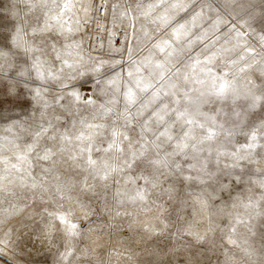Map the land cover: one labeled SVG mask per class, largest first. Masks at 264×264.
Segmentation results:
<instances>
[{"label": "snow or ice", "instance_id": "snow-or-ice-1", "mask_svg": "<svg viewBox=\"0 0 264 264\" xmlns=\"http://www.w3.org/2000/svg\"><path fill=\"white\" fill-rule=\"evenodd\" d=\"M232 2L225 0L226 4ZM38 3L48 9L42 22L38 20L28 32L17 26L14 34H0V61L23 53V65L17 63L16 73L36 105L30 120H16L5 129L9 136L0 138V193L15 195L12 187L18 185L32 190L41 200L55 197L72 202L67 208L60 204L53 211L44 209L50 217L45 226L49 235L58 225L63 226L67 243L60 261L68 264L76 255L72 239L81 235L77 220H87L96 212L79 196L71 195L73 191L91 193L102 200L103 209L115 219L131 214L125 209L112 216L107 195L113 185H117L112 197L117 207L126 201L139 202L140 210L148 212L151 190L160 187V177L167 174L168 179H174L164 192L169 200L179 201L178 215L189 201L178 197L177 182L200 186L191 206L194 212L203 214L208 226L203 231L192 225L183 229V234L192 237L187 264H204L199 259L204 252L198 246L215 247L212 237L219 224L214 217L225 215L232 221L227 243L240 248L251 264H257L251 260L257 250L247 234L254 235L252 221L264 216V192L257 198L249 188L245 199L237 196L231 207H242L241 213L226 211L225 207L210 211L215 197L206 191L211 188L213 193H230L233 184L242 182L264 189V151L255 152L257 148L264 150V115L254 112L264 107V35L253 44L242 30L250 26L254 15L233 24L210 3H202L197 9L195 0H151L146 5L137 0L118 13L116 9L121 5L113 4V23L117 19L128 22L127 42L123 48H113L109 59H97L86 57L83 40L75 39L84 26L80 20L74 24L65 20L75 8L73 0H30L29 7ZM189 9L190 19L172 26L176 13ZM205 9L216 16L208 28L194 33L205 17ZM141 20L146 23L137 28ZM148 24L155 28L149 30ZM218 32L220 35H216ZM28 35L31 41L26 39ZM145 49L146 54H142ZM115 55L120 58L115 59ZM105 65L112 69L120 65L121 71L105 76ZM89 84L91 93L82 96L78 88ZM8 95L16 106H22L16 87L10 88ZM241 97L250 100L243 111L236 107ZM229 99L232 107L226 109L223 102ZM216 102L221 106L213 112L203 110ZM3 103L0 101V106ZM238 135L246 137V142H236ZM228 145H232L231 150ZM96 153L102 155L97 157ZM222 159L227 162L221 167ZM213 162L215 169L210 167ZM34 165L44 174L40 179L33 175ZM249 165L255 166L256 179ZM65 166V172H61ZM138 168L140 172L133 176L131 173ZM137 180H142L144 186L129 189L128 185H136ZM12 207L19 211L15 205ZM161 209L159 222L143 224L144 232H167L170 225L164 214L168 210L163 205ZM134 223L138 219L129 227ZM240 227L247 234L239 233ZM95 231L89 228L90 233ZM225 255V264H236L234 256Z\"/></svg>", "mask_w": 264, "mask_h": 264}, {"label": "rangeland", "instance_id": "rangeland-1", "mask_svg": "<svg viewBox=\"0 0 264 264\" xmlns=\"http://www.w3.org/2000/svg\"><path fill=\"white\" fill-rule=\"evenodd\" d=\"M137 0H73L75 8L72 12H69L65 16V20H68L70 24H74L76 19H79L81 24L84 25L79 33L75 34V39L83 40V48L85 50V56L91 55L93 58H104L109 59L113 48H123L126 44L125 30L128 27L127 20L121 22L119 19L113 23V4L121 5L120 9H116L118 13L123 8L134 5ZM143 4H148L151 0H139ZM210 0H195L197 9L202 3H209ZM218 8V5H213ZM103 9L102 13L99 12ZM85 9L88 11L85 12ZM163 9L159 10L162 11ZM192 9L187 11H178L175 15V19L172 26L178 23H183L190 19ZM235 15V12H233ZM216 16L215 12L209 9H205V17L203 21L200 22V26L195 28L193 31L200 32L204 28H208L211 20ZM69 17L71 19L69 20ZM44 14L38 10L29 11V3L24 2V0H0V34L13 33L17 26H23L25 32H28L30 26H35L37 21H43ZM229 19H231L229 17ZM27 21V25H25ZM85 21L87 23L85 24ZM141 23H146L141 20L137 22V28L140 27ZM231 23L235 24L232 20ZM249 25H246L242 30L245 31L247 38L253 43H256V39L259 35H264V12L258 9L257 14L249 20ZM149 30L155 28V25L148 24ZM222 31H227V28H222ZM163 35V32L160 33ZM220 33H216L219 35ZM28 40H32L31 35L26 37ZM223 41H221L222 43ZM151 47V44L148 45ZM202 47V46H201ZM218 47V45H217ZM50 51V49H47ZM147 49H145L146 54ZM199 51V47L196 49ZM115 59H119V55H115ZM16 62L21 66L25 57L21 52L19 57H15ZM124 68L127 65H123ZM113 71H121V66L117 65L115 69H112L110 65H105L102 69V73L105 76H110ZM258 76V73L256 74ZM94 81L95 77H91ZM127 79V77H125ZM259 79L256 83L259 84ZM39 83V81H37ZM75 83V82H74ZM198 87V86H197ZM8 85L5 83L0 92H7ZM82 96L89 95L91 93V84L84 86L83 88H78ZM17 93L21 94V99L18 103L22 106H16L17 102H13L11 97H7L6 101L2 106H0V138L9 136L5 131L7 127L13 124L16 120H30L33 112L35 110V103L32 101L31 95L20 86L16 89ZM195 95V93H193ZM51 99V96H49ZM250 100L241 97L236 101V107L243 111L244 108L248 106ZM264 103V102H262ZM226 109L232 107V101L229 99L223 102ZM221 106L220 102L213 104H208L204 106L205 112H213L217 107ZM257 115H264V107H257L254 109ZM252 119H255L253 117ZM62 124L66 123L61 121ZM258 123V121H257ZM254 126V125H253ZM15 131V129H14ZM25 141L28 137L25 136ZM236 142L245 143L246 137L243 135H238ZM264 142V141H262ZM215 147V144H213ZM229 150L232 149V145L227 146ZM264 151L260 148L255 149V152L259 153ZM10 155V153H7ZM97 157L102 155V153H96ZM206 155V153H205ZM259 159V156L255 157ZM226 159H222L221 167L223 163H226ZM247 163V162H245ZM46 166V165H45ZM210 167L215 169L216 165L213 162ZM252 169L253 179L257 178L255 173V166L249 165ZM64 168L60 169L61 172H65ZM70 171V170H69ZM140 172V169H135L131 173L136 176ZM33 175L40 179L44 174L41 168L38 166L33 167ZM52 177L49 174L48 180ZM174 178H169L163 184L164 188H167L170 183L173 182ZM247 178H245L246 180ZM117 185H113V188L109 189L107 200L110 204L115 205V200H113L114 188ZM144 186L142 180H137L136 185L129 184V189H134L135 187ZM177 190L182 193L185 189L187 190H199L200 186L196 183L191 185H185L183 183L177 182ZM249 188L253 189L255 196L258 198L264 189H260L256 185L251 183L242 182L239 184H233V188L230 193H219V199L214 201L215 205H220L225 207L226 211H239L244 212V209L238 208L233 210L231 205L235 201L237 196L245 199ZM12 191L15 195L0 193V241H5V243H0V264H61L60 253L65 250L67 239L64 236L63 226L58 225V228L54 230L50 235L47 232L46 224L48 223L50 217H48L47 212L44 211L47 208L49 211L56 210L60 204H64L65 208L69 207L72 202L66 200H58V198L53 197L49 200L47 197L41 200L39 196H35L32 190L27 188H22L17 186L12 187ZM38 191V190H37ZM73 196H79L81 200L89 204L92 208L96 210L94 215H91L87 220H77L80 224L81 235L72 239V244L76 248V255L69 259L68 264H84V258L80 257L79 261L77 256L81 249L90 245L93 241L97 243H102L106 246V250L109 253H113L114 264H119L117 257L115 255L122 248L132 247L136 251L141 252V256L137 257V264H187L188 259L191 256L192 247V237L183 234V229L192 225L195 230H200L203 224L197 223V218L194 214L193 207L189 201L188 205L184 206L182 212L177 213L179 208V201L169 200L167 196L162 197L155 202L157 204L163 203L164 207L167 208V212L164 214L166 222L169 223L170 227L164 234L152 235L143 231L142 227H136L133 225L129 227L132 223V216H121L115 219H110L109 214L102 212V202L95 198L91 193H80L79 190H75L71 193ZM155 197L152 195L149 201V206L153 207L152 200ZM223 201V203H222ZM13 205L16 209H13ZM261 206L264 207V201H261ZM127 208L139 209V202L133 204L131 202H125L124 205L120 206V210ZM11 213V214H9ZM79 216V213H77ZM135 219L143 220V216H137ZM216 222L219 224L217 232L212 237L215 241V247L209 244H204L200 247V250L204 252V255L199 257V259L204 261V264H225L226 253L228 256H234L236 260L241 258L247 259L243 255L240 248L233 245H229L226 240V233L229 229L232 221L228 216L214 217ZM254 224V235L247 234L246 229L243 227L239 228V233L247 234L249 236V243L253 248L257 250V255L253 257L259 264L261 256H264V216L257 217L252 221ZM89 228L96 229L95 232H89ZM221 229L223 231H221ZM9 233L5 235V233ZM242 237H238L241 239ZM212 248L211 251H205V249ZM150 253H157L152 255Z\"/></svg>", "mask_w": 264, "mask_h": 264}, {"label": "clouds", "instance_id": "clouds-1", "mask_svg": "<svg viewBox=\"0 0 264 264\" xmlns=\"http://www.w3.org/2000/svg\"><path fill=\"white\" fill-rule=\"evenodd\" d=\"M24 2L29 3L30 0H24ZM209 3L212 5L214 4L218 5L220 15L224 16L230 22L234 20L235 24H238L239 21L244 17L250 15L255 16L257 14L258 9L264 8V0H233L232 4H226L225 0H210ZM32 10H38L43 14L46 11H48L47 8H45L42 4L39 3L36 4L35 7H29V11ZM233 12H235V15H233ZM229 17L231 19H229ZM25 25H27V21H25ZM16 67H17V62L15 57H11L8 61H0V88H2L5 83L8 85L7 92H0V101L7 102L6 98L10 97L8 95L10 88L16 87V89H18L20 86H24L23 81L19 78L18 74L16 73ZM12 101L15 102L13 98ZM167 179H168L167 174L161 176L160 177L161 186L151 190L152 195L155 197L154 201L159 200L164 196H167L166 193L164 192V187H163V184ZM199 191L200 189L199 190L185 189L182 193L178 192V197H183L185 200L192 202L193 196L196 195ZM206 191L209 195L215 197L211 201L214 207L210 209V211L215 212L216 209L221 207L220 205L214 204V201L220 198L219 192L213 193L211 188L206 189ZM100 201L102 202L101 211L107 213L103 209V201L102 200ZM173 203H175V201H173ZM152 204L153 207H151V211L148 212L141 211L140 208L139 209L134 208L131 210L125 208L131 214L133 220L137 216L144 217L143 220H138V223H134L133 225H135L136 227H142L143 224H152L159 222V217L162 210L161 205L164 206V204L163 203L157 204L156 202ZM110 205L113 208L112 216H114L115 211H121L120 207H117L116 205L113 204ZM194 214L197 218V223L203 224V227L199 231H203L208 226L207 220L204 219L203 214H201L198 210H196ZM109 217L110 219H112L111 216ZM85 248H87L88 251L86 253H83L82 250ZM83 249H81V251L79 252L77 256V260L79 261L80 257H83L84 264H114V261L112 259L113 253L107 252L106 246L102 243H97L93 241L90 245L84 247ZM118 252L120 253L119 257H117L116 254L115 255L117 257L119 264H137V257L141 256L142 254L141 252L136 251L132 247L122 248ZM251 260L256 261L255 259H253V257L251 258ZM154 264H158V262H154ZM236 264H251V261L249 258L247 259L241 258L240 260L236 261ZM259 264H264V260L260 259Z\"/></svg>", "mask_w": 264, "mask_h": 264}, {"label": "built area", "instance_id": "built-area-1", "mask_svg": "<svg viewBox=\"0 0 264 264\" xmlns=\"http://www.w3.org/2000/svg\"><path fill=\"white\" fill-rule=\"evenodd\" d=\"M102 11H103V9L101 8V9L99 10V12L102 13Z\"/></svg>", "mask_w": 264, "mask_h": 264}]
</instances>
